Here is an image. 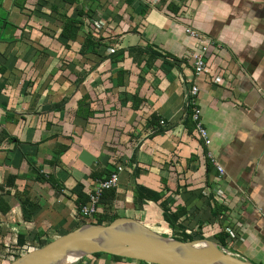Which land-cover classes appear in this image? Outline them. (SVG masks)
<instances>
[{
  "label": "crops",
  "instance_id": "obj_1",
  "mask_svg": "<svg viewBox=\"0 0 264 264\" xmlns=\"http://www.w3.org/2000/svg\"><path fill=\"white\" fill-rule=\"evenodd\" d=\"M87 2L79 7L104 26L99 52L123 49L119 63L105 60L92 68L99 56L65 48L61 22L43 0H28L23 10L3 0L9 22L0 34V184L17 175L4 197L12 211L1 215L3 235L8 218L11 224L23 221V200L37 203L25 221L26 228L33 226L28 235L48 241L74 230L81 219L74 201L81 183L92 190L96 184L80 155H94L98 169L112 153L124 167L113 211L168 236L199 232L220 245L217 238L229 222L240 238L232 243L227 236L223 247L264 264V0ZM88 30L94 28L86 22L78 44ZM195 53H203L208 73H195ZM86 94L95 110L87 122L75 113ZM136 95L144 99L138 110ZM196 108L210 145L198 134ZM153 114L164 122L151 126ZM39 172L64 186L39 180ZM141 187L160 199H140ZM161 203L185 209L179 227L164 219ZM219 208L225 221L215 214ZM75 264L137 262L104 254Z\"/></svg>",
  "mask_w": 264,
  "mask_h": 264
},
{
  "label": "trees",
  "instance_id": "obj_2",
  "mask_svg": "<svg viewBox=\"0 0 264 264\" xmlns=\"http://www.w3.org/2000/svg\"><path fill=\"white\" fill-rule=\"evenodd\" d=\"M27 1L28 0H14V5L18 6L20 9L23 10L25 8ZM43 1L45 5L50 6L51 14L55 13L58 20L61 22L59 26V29H60L59 38L62 37V39H64V43L63 42L62 43L65 46V48L71 49L73 45L74 47H76L75 44H77L78 46L77 50L80 56H83V57H87V56L91 57L94 55L99 56V58L97 59L98 62L94 66L92 65V68H95L99 64V62H102L105 60H109L110 62L119 63V58L117 57L120 55H124L123 54L124 50L123 49L119 50L115 48V50L111 53L109 52L105 55L101 54V52H99V49L103 48L102 47L104 44L103 39L99 35V31H97L94 27H93L94 30L92 31L88 30V32H86L84 40L79 42L78 44L77 40L79 38L80 31L84 28V25H86L85 19L86 18H88L89 20L94 19V16L89 10L79 7V5H82L84 0H53V1L43 0ZM96 2H98V0H89V5H93ZM58 5H62L68 10H66V12L64 10L61 11ZM71 7H74L73 11L69 12ZM8 17H9V12L6 9H4L3 0H0V34L3 32V29L9 22ZM88 25L90 26V24ZM157 55L159 54L157 53ZM90 70L92 69L90 68ZM87 74L88 72H85L81 80L85 79ZM118 74L120 75V73ZM118 78H119V82H121L120 76H118ZM91 102L92 100L89 95L86 94L83 96V98L78 102V107L75 112L77 118L83 117L84 121L87 122L89 118L94 115L95 110L93 109L94 107L91 105ZM143 102H144V99L136 95L134 103H133V109L138 110L139 106ZM55 109L60 110L61 107L58 106ZM159 120H160V117L156 114H153L151 119L149 120L150 125L156 126L159 122H161ZM121 163H122L121 156L113 155L112 153H110L109 164L106 166H101L96 170H91L89 174V179L94 182H97L99 180H104L108 178L117 169V167ZM16 178H17V175L12 174L8 177L6 184L4 185L0 184V249L4 250L7 247L11 248L10 253H11L12 259H10V262L19 258L22 255V253L20 252L23 246H25L28 241L27 239L28 233L26 231H21L20 233L17 234L16 243L6 245L5 243H3V240H2V238L5 235H3L2 233L1 215L7 217L12 211V207L9 205V203L4 197L10 192L7 188L9 187L12 188L15 186ZM37 178L43 182H48L52 187L56 189H61L64 186L60 184L53 175H45L44 173L39 172ZM92 191L93 190L90 189L89 183L87 184L81 183V189L77 192L76 198L74 200L76 204V208H77V215L81 217L79 224L76 226V228L86 223H93V224H98V225L109 224L113 220L120 217L118 213L113 211V205H112L113 200L115 199V196H116V188L105 190L102 192L100 196L99 204H98V209L99 207H101L102 210L100 211L97 210V212L95 213V216L92 219H87L83 217L81 215L82 207L89 202L90 194L92 193ZM138 197L140 199L144 198L148 200H159L160 199L158 198V195L156 192L150 189L144 188V187H141L139 189ZM161 205L163 208L164 219L169 223V225L173 229L176 227H179L177 223L180 220V217H182L186 213L185 209H179L177 211H173L168 206L167 203H161ZM23 206H24V209L26 210V212L24 211V220L30 221L32 217H34V216H31V213L35 212L37 208V203L32 202V201L30 202L28 200L27 201L23 200ZM27 213H30V214L28 215ZM222 213H223V210L219 208L215 214L219 218L226 217V215ZM222 232L224 233V235L222 234V236L218 237L217 239L221 242L222 246H225L224 245L225 238L228 236V233L225 231H222ZM172 237H175L176 239H179L182 241H191L197 238L199 239L205 238L204 234L199 233V232L197 234L196 233L191 234L187 232L186 233L185 232L174 233L172 234ZM32 238L34 239L33 242L35 241L39 242V247H42L46 245L48 242H50L51 240H53V239H50L48 241H45L41 238V235L38 233L35 235H32ZM13 252L15 253L18 252V253L13 254ZM104 254L105 253H95L92 256L99 257ZM110 256L116 261H120L124 259L132 260V259H128V258L116 256V255H110ZM134 261H139L141 264H151V263H147L145 261H140V260H134ZM10 262H7V261L5 262L4 255L0 253V264H9Z\"/></svg>",
  "mask_w": 264,
  "mask_h": 264
},
{
  "label": "water",
  "instance_id": "obj_3",
  "mask_svg": "<svg viewBox=\"0 0 264 264\" xmlns=\"http://www.w3.org/2000/svg\"><path fill=\"white\" fill-rule=\"evenodd\" d=\"M80 159L96 169L94 155L83 151ZM95 253L151 264H254L213 239L182 241L128 216H120L109 224H83L9 264H75Z\"/></svg>",
  "mask_w": 264,
  "mask_h": 264
},
{
  "label": "built area",
  "instance_id": "obj_4",
  "mask_svg": "<svg viewBox=\"0 0 264 264\" xmlns=\"http://www.w3.org/2000/svg\"><path fill=\"white\" fill-rule=\"evenodd\" d=\"M85 22L90 24L97 31L104 27L103 23L99 20H96V19L95 20L94 19L89 20L88 18H86ZM187 32L190 33L191 35H194L197 37L199 36V33L193 29L187 28ZM108 50L111 53L115 50V47H110ZM204 50H206V46L204 47ZM191 58L193 60L194 70H195V73L197 75L206 74L209 72V69L207 68V65H206L205 60H204L203 53H195V54H193V56ZM216 80L220 81V78L217 77ZM197 90H198V88L194 87L193 93L197 94ZM199 118H200V109L196 108L194 111V119L196 121H198V127H197L198 134L200 135V137H202L205 140V143L207 145H210L211 139L209 137V133H208L207 129L202 125ZM163 122L164 121L162 120L161 123H163ZM208 157L211 160V162L217 167V170L221 174H224L225 171H224L223 167L218 164V162L214 159L213 155L211 153H208ZM123 168L124 167L122 165H119L117 167V169L108 178H106L104 180H99L96 182L95 187L93 188V191L90 194L89 202L82 207L81 215L83 217H85L87 219H92L95 216V213L98 210V204H99V200H100V196H101L102 192L105 190H109V189H113V188L118 187L119 182H120V174H121ZM224 196H225V194L219 193L218 198L222 199V197H224ZM222 218H223L222 220L225 221L226 217H222ZM223 230H225L228 233L229 240L232 243L240 238V235H238L235 228L232 227V224H230L229 222L226 223L225 228ZM38 247H39V242H30L29 243V241H27L26 245L23 246L21 252L20 251H18V252L22 253V255H23L24 253L30 251L31 249L38 248ZM8 253L11 256L10 251H8ZM17 253L13 252V254H17ZM6 258L8 259V262H10V259H12V256L10 259L8 257H6Z\"/></svg>",
  "mask_w": 264,
  "mask_h": 264
},
{
  "label": "rangeland",
  "instance_id": "obj_5",
  "mask_svg": "<svg viewBox=\"0 0 264 264\" xmlns=\"http://www.w3.org/2000/svg\"><path fill=\"white\" fill-rule=\"evenodd\" d=\"M87 3H89V0H88V2ZM69 11H71V10H69ZM75 46L76 47H78L77 46V44H75ZM8 220L10 221V222H13V221H11V218L9 219L8 218ZM10 222H7V223H9L10 225H8L9 226V229L7 230L8 231V234H5V236L2 238V240H3V243H5L6 245H8V243L9 244H13V243H16V240H17V234H18V231L19 230H27V231H31V229L33 228V226H31V227H29V228H26V223H25V220H24V218H23V221H20L19 222V224H17V223H10ZM14 224V225H13ZM163 234H165V235H171V233L170 232H164ZM28 241H29V243L30 242H33L34 241V239L32 238V235H28ZM35 242H37V241H35ZM10 249L11 248H9V247H7L6 249H4V250H2V249H0V253L2 254V255H4V258H5V262L7 261L8 262V259L6 258V257H8L9 259L11 258V256L9 255V253H8V251H10ZM225 249H227L228 251H230V252H232L233 254H235V252L233 251V249L232 248H225ZM108 256H110L109 254H107ZM87 257H89V256H87ZM87 259H89V258H87ZM87 259H85V260H87ZM131 261H134V260H131ZM135 262H137V264H141L139 261H135Z\"/></svg>",
  "mask_w": 264,
  "mask_h": 264
}]
</instances>
